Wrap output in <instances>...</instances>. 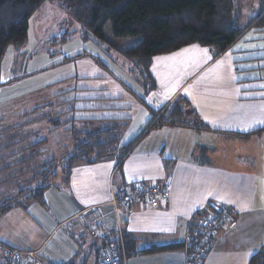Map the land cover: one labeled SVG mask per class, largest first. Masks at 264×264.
Here are the masks:
<instances>
[{
  "label": "crops",
  "instance_id": "1",
  "mask_svg": "<svg viewBox=\"0 0 264 264\" xmlns=\"http://www.w3.org/2000/svg\"><path fill=\"white\" fill-rule=\"evenodd\" d=\"M234 2L244 29L224 51L192 43L155 55L153 89L128 87L123 116L88 118L97 126L87 130L125 124L120 145L133 143L124 157L77 164L68 183L60 176L47 189L46 204L14 207L41 234L34 243L19 247L1 227L0 239L39 251L44 264H102L98 249L118 220L128 264H185L191 226L229 207L203 264H248L264 247V0ZM178 96L190 125L151 127L148 106L163 111ZM140 180L167 186L168 198L117 200Z\"/></svg>",
  "mask_w": 264,
  "mask_h": 264
},
{
  "label": "rangeland",
  "instance_id": "2",
  "mask_svg": "<svg viewBox=\"0 0 264 264\" xmlns=\"http://www.w3.org/2000/svg\"><path fill=\"white\" fill-rule=\"evenodd\" d=\"M83 33V25L68 7L48 1L30 18L24 46L8 48L0 61V180L18 173L4 182L12 184L0 183V203L16 195L15 184L30 175L29 168L69 151L75 137L73 130L97 126L94 119L88 118L123 116L127 111L116 108L128 99L129 88L135 93L142 90L140 71L118 49L134 42L110 38L100 43L93 37L85 39ZM80 53L89 55L75 59ZM63 89L66 94L58 97L56 94ZM48 95L54 103L42 104ZM66 99L71 100L61 104ZM21 133L27 136L19 141ZM44 138V145L22 150ZM9 139L12 145L3 144ZM24 159L29 160L18 163ZM34 186L30 180L20 187ZM27 220L20 208L0 212L1 234L19 247L34 243L41 234L28 226Z\"/></svg>",
  "mask_w": 264,
  "mask_h": 264
},
{
  "label": "trees",
  "instance_id": "3",
  "mask_svg": "<svg viewBox=\"0 0 264 264\" xmlns=\"http://www.w3.org/2000/svg\"><path fill=\"white\" fill-rule=\"evenodd\" d=\"M48 1H57L68 7L72 16L83 25L85 39L93 37L100 43L109 41L110 38L115 41L129 39L134 42L130 46L118 49L140 71L147 90L153 89L156 85L150 70L155 55L169 53L192 43L207 46L215 53H220L244 29L240 17L236 15L234 0H0V61L4 59L8 48L24 46L28 39L30 18ZM261 22H264V15ZM85 55L89 54H77L75 59ZM67 80L70 81V78ZM66 92V89L59 90L56 95L61 97ZM140 99L143 104L146 103L143 98ZM70 100L66 99L61 104ZM187 101L186 97L178 96L163 111L148 106V109L152 110L151 127L190 125L186 121ZM47 103H54L51 95H48L42 104ZM124 128L125 124L107 126L103 129L73 130L75 137L70 150L60 157H49L29 168L30 175L24 181L18 180L15 184L18 186L16 195L1 201L0 212L10 211L17 206L27 209L32 202L46 204L47 189L60 176L68 183L77 164L115 157L122 159L133 143L120 145ZM21 136L23 137H20L19 141L23 140L27 133H21ZM46 142L47 139H40L24 146L22 150L36 148ZM3 144L10 146L13 143L9 139ZM37 154L31 156V159ZM28 160H20L18 163ZM9 167L10 165L6 168ZM15 176H18V173L0 180V183ZM30 180L35 184L33 188L20 187ZM136 185L137 183L130 188ZM10 251H14L21 258L32 252L14 248L10 243L0 239V264H3L5 255ZM34 252L36 258L44 264L39 251ZM26 261L28 264L35 263L31 258ZM58 264H74V261ZM248 264H264V247L251 256Z\"/></svg>",
  "mask_w": 264,
  "mask_h": 264
},
{
  "label": "built area",
  "instance_id": "4",
  "mask_svg": "<svg viewBox=\"0 0 264 264\" xmlns=\"http://www.w3.org/2000/svg\"><path fill=\"white\" fill-rule=\"evenodd\" d=\"M169 196L167 186L140 180L137 185L129 190L121 192L118 201L132 202L141 200L148 205L165 200ZM116 200H114L115 202ZM231 208L221 207L197 225H192L183 243L185 250V264H203L205 257L215 242V231L230 216ZM115 241L109 240L99 247V256L102 264H128V252L121 223L117 220L114 228ZM31 258L34 264H41L36 258L35 252H29L25 258L19 257L14 251L8 252L3 264H28L27 259Z\"/></svg>",
  "mask_w": 264,
  "mask_h": 264
},
{
  "label": "snow or ice",
  "instance_id": "5",
  "mask_svg": "<svg viewBox=\"0 0 264 264\" xmlns=\"http://www.w3.org/2000/svg\"><path fill=\"white\" fill-rule=\"evenodd\" d=\"M203 51H204L205 53H207V52H208V49H204Z\"/></svg>",
  "mask_w": 264,
  "mask_h": 264
}]
</instances>
